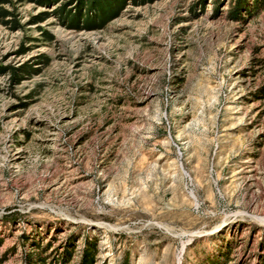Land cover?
I'll return each instance as SVG.
<instances>
[{
  "label": "rangeland",
  "instance_id": "1",
  "mask_svg": "<svg viewBox=\"0 0 264 264\" xmlns=\"http://www.w3.org/2000/svg\"><path fill=\"white\" fill-rule=\"evenodd\" d=\"M5 1L0 264H264V0Z\"/></svg>",
  "mask_w": 264,
  "mask_h": 264
},
{
  "label": "trees",
  "instance_id": "2",
  "mask_svg": "<svg viewBox=\"0 0 264 264\" xmlns=\"http://www.w3.org/2000/svg\"><path fill=\"white\" fill-rule=\"evenodd\" d=\"M42 4L56 3L58 0H39ZM75 3V9L72 13L67 11H61L57 9V15L65 25L71 27H79V24L83 26H91L96 24L98 26L103 25L106 21L112 18L119 9V5L122 0H73ZM6 4L5 0H0V25L7 26L13 30L18 28V25L14 19H6L11 14L4 10L3 6ZM45 14L37 18V22L45 20ZM46 35V34H45ZM48 37V36H47ZM0 73L7 74L9 81L12 83H19L22 75L29 76L33 73L30 67L27 65H21L16 68L0 67Z\"/></svg>",
  "mask_w": 264,
  "mask_h": 264
}]
</instances>
